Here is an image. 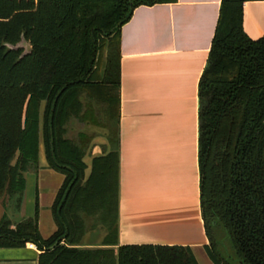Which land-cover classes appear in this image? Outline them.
<instances>
[{"label":"trees","instance_id":"trees-1","mask_svg":"<svg viewBox=\"0 0 264 264\" xmlns=\"http://www.w3.org/2000/svg\"><path fill=\"white\" fill-rule=\"evenodd\" d=\"M174 1L0 0V199L22 204L42 142L48 166L65 174L52 206L54 234L41 235L37 201L34 217L0 220V247L32 242L43 250L40 264H199L184 246L123 245L116 254L65 245L94 217L105 225V244L117 241L121 28L136 7ZM245 1L222 0L199 83L201 209L214 264H264V36L245 32ZM74 121L109 130L111 150L93 157L87 177L91 138L69 137ZM221 225L234 257L217 240Z\"/></svg>","mask_w":264,"mask_h":264},{"label":"crops","instance_id":"crops-1","mask_svg":"<svg viewBox=\"0 0 264 264\" xmlns=\"http://www.w3.org/2000/svg\"><path fill=\"white\" fill-rule=\"evenodd\" d=\"M221 3L176 0L140 5L122 26L117 241L105 244L107 230L97 219L86 224L78 242L65 243L67 247L112 249L117 254L123 245L184 246L193 249L199 264H214L205 250L210 240L201 209L199 83ZM243 27L254 40L264 36V0L244 2ZM96 127L105 129L102 124ZM107 134L101 147L86 155L87 176L93 157L111 150ZM64 180L65 174L48 163L26 174L17 212L21 220L34 217L38 201V227L44 238L57 230L52 206ZM28 203L33 210L28 211ZM27 243L0 247V264H40L43 250Z\"/></svg>","mask_w":264,"mask_h":264},{"label":"rangeland","instance_id":"rangeland-1","mask_svg":"<svg viewBox=\"0 0 264 264\" xmlns=\"http://www.w3.org/2000/svg\"><path fill=\"white\" fill-rule=\"evenodd\" d=\"M21 45H23L26 48L27 43L22 42ZM79 131L86 132L89 135V137L91 138V140L89 142L90 149H88L86 155L87 154L92 155L93 150H95V148L97 146L101 147V143L105 140L104 135H103L104 132L109 133V130H107L106 128L105 129L97 128L94 125H87L86 123H80L79 121H74L72 124L69 125L68 136L71 138L77 139ZM98 132H100V133H98ZM85 158H86V156H85ZM85 158H84V160H85ZM39 164H40V166L47 165L45 149H44L43 144H41V147H40ZM86 177H87V175H86ZM16 200H17L16 196L11 197L9 194H5L0 199V220L4 216H7L8 219L15 225L18 222L25 219V218L22 220L19 219L21 214H19L17 212V209L20 206L18 207ZM29 210H33V204L28 205V211ZM96 222H97V218L94 217L92 219V221H90L89 223H96ZM215 233L217 235L218 242L222 245L221 249L224 252L225 256H233L234 257V255H236V249H235L234 244L232 242V239L229 235V232L225 228V226L221 225L218 228H216ZM229 259H231V258H229ZM230 261L232 264H240V262H238L236 259H231Z\"/></svg>","mask_w":264,"mask_h":264},{"label":"water","instance_id":"water-1","mask_svg":"<svg viewBox=\"0 0 264 264\" xmlns=\"http://www.w3.org/2000/svg\"><path fill=\"white\" fill-rule=\"evenodd\" d=\"M22 42L27 43L26 41H22ZM21 44H22V43H20L19 46H23V45H21ZM23 47H24V46H23ZM25 49H26L27 52H30V51H31V45H30L29 43H27ZM41 144H43V142H42ZM43 146H44V145H43Z\"/></svg>","mask_w":264,"mask_h":264},{"label":"built area","instance_id":"built-area-1","mask_svg":"<svg viewBox=\"0 0 264 264\" xmlns=\"http://www.w3.org/2000/svg\"><path fill=\"white\" fill-rule=\"evenodd\" d=\"M27 244L30 245L31 247H36L37 248V245H35L33 243H31V244L27 243Z\"/></svg>","mask_w":264,"mask_h":264}]
</instances>
